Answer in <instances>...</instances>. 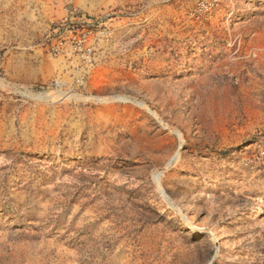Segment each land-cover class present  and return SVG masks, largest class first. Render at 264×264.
<instances>
[{
	"label": "rangeland",
	"instance_id": "rangeland-1",
	"mask_svg": "<svg viewBox=\"0 0 264 264\" xmlns=\"http://www.w3.org/2000/svg\"><path fill=\"white\" fill-rule=\"evenodd\" d=\"M0 264H264V0H0Z\"/></svg>",
	"mask_w": 264,
	"mask_h": 264
},
{
	"label": "bare ground",
	"instance_id": "bare-ground-1",
	"mask_svg": "<svg viewBox=\"0 0 264 264\" xmlns=\"http://www.w3.org/2000/svg\"><path fill=\"white\" fill-rule=\"evenodd\" d=\"M38 99H43V96H39ZM101 100H99V101H101ZM114 100H115V102H119V103H129L130 102L127 98H122V97L121 98L114 99ZM138 106H142V104H138ZM177 158H178V155L173 160L176 161ZM161 177H162V174H160V173H156L155 174V180H156V182H157L158 185H160Z\"/></svg>",
	"mask_w": 264,
	"mask_h": 264
}]
</instances>
